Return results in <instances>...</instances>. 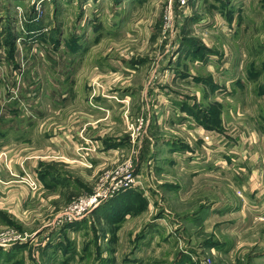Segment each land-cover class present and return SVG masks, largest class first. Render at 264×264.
Masks as SVG:
<instances>
[{
  "label": "rangeland",
  "instance_id": "374dc122",
  "mask_svg": "<svg viewBox=\"0 0 264 264\" xmlns=\"http://www.w3.org/2000/svg\"><path fill=\"white\" fill-rule=\"evenodd\" d=\"M8 1L0 0V113L28 117L39 106L37 132L65 127L81 161L39 162V173L75 179L59 191L36 189L25 174L13 184L0 164L9 264L69 255L68 264H264V0H10L15 11ZM62 68L70 78L55 75ZM174 70L206 82L176 83ZM52 81L73 88L64 107L48 102ZM164 99L176 117L165 118ZM117 140L118 158L87 167L88 153ZM12 154L36 159L35 150ZM127 176V190L75 210ZM17 207L21 217L9 213Z\"/></svg>",
  "mask_w": 264,
  "mask_h": 264
},
{
  "label": "crops",
  "instance_id": "0c3cea01",
  "mask_svg": "<svg viewBox=\"0 0 264 264\" xmlns=\"http://www.w3.org/2000/svg\"><path fill=\"white\" fill-rule=\"evenodd\" d=\"M80 2H81V0H80ZM8 3H11V6L8 7L9 10L15 11L13 8H11L12 7V1L9 0ZM15 4H17V3H15ZM59 72L60 73L56 72L55 75L60 74L61 75V76H59L60 78H70L65 73L64 68H62V71H59ZM171 73H173V71H171ZM174 73L178 74L177 75L178 80L175 79L176 83H178V81H183V79H184V81L185 80H191V79L196 81V82L199 80L204 81V78H202V77H199V78L198 77H191L190 74H188L186 76L185 74L178 73L176 70H174ZM181 78H183V79H181ZM164 79H165V77L163 78V80ZM204 82H206V81H204ZM51 83L53 84L52 90H54V92L50 89L51 91L47 93L49 95L47 98L48 102H50L52 107L53 106L64 107L68 101L67 95H70L71 97H73V94H74L72 92L73 88H71V89L69 88V85H70L69 83H63V84H58V85H56L55 81H52ZM51 83H47V87ZM159 86L164 87V83H160ZM43 88H44V90L46 89L44 87V85H43ZM164 90L167 91V89H164ZM63 92H66V94ZM165 97H167L169 100H172L167 95ZM124 99L129 100L128 97H126ZM80 102H83L82 106L84 107V102H88V96L87 97L85 96V100L80 99ZM163 102H166V104L164 105ZM126 103H128V102H126ZM97 104H100V102H98ZM6 105L9 106L10 102L6 103ZM162 105H164L163 109L165 110L164 114H165L166 119H167V112L168 111L172 112L174 117H176V115L178 114V111L175 110L174 107L168 106L167 99H164V101H162ZM98 106H101V105H98ZM102 106L104 108H106L109 105L108 106L102 105ZM38 107H35L34 113L29 114L28 117L21 115L20 112H18V110H12L11 113H0V115H5L2 117L0 116V158H1L0 164H4V166L6 168V172H4L2 175L9 178L8 174L12 173L10 175H11V177H13L12 183L14 184L16 182L15 178H20V176L22 174L23 175L25 174V176L28 178L27 182L31 186L33 185L34 187H36V189L37 188L46 189V191H49V190L50 191H54V190L59 191L60 189L63 190L62 188H64V187H70V186L74 185L73 180H75V179L73 177L70 178L68 174H64L62 172H57V171L56 172L44 171L42 173H39V172H37V166H38L39 162H46V163L55 162L56 163V162H58V160H61L64 164L68 165L69 167H72V168L77 167V165H79L80 159H79V157H77L78 154L76 153V151H74L75 146H77L76 144H74V143H76V141H75V139H72V138L70 139L67 130H65V127H63L62 129H56V128L48 129V127H47L44 130V132L38 133L36 126L38 125L37 123L40 122V119L42 117V113L41 114L37 113ZM80 107H81V104H80ZM45 110L46 109L43 107V111H45ZM82 110L86 111L87 113H90L89 111H91L89 109H84V108ZM93 115H96V113L93 112ZM22 118H24V119H22ZM168 119L171 120L172 122H174V120H175L173 117L168 118ZM74 134L77 136V133H74ZM96 135H98V133L89 136V138L93 139V141H95L94 138L96 137ZM161 139L166 140L163 138H161ZM167 141L168 140H166L164 142V144H162L161 146H164V147L167 146V144H166V143H168ZM126 142H127V139H126ZM98 144H100V141H98ZM113 144L114 145L110 144L112 146L108 145L107 147L106 146L100 147L101 151L98 154L88 153L90 156L86 159L90 160L89 161L90 163L87 161V164H90V165L87 167L88 168H94L95 166H97L99 164H106L108 162H111L115 158H118V155L122 151V148H123L122 144L123 143L121 140H117ZM27 145H29V147H26ZM34 145H39L41 148L44 149V151H36V147ZM17 147L22 151L35 150L36 155H34V157L36 159H34V160L32 159L33 163L20 162L18 160V159H20V157L12 154V150L17 148ZM31 147H35V148H31ZM42 154H48V156H43ZM4 155L6 156V158L2 161V157ZM38 159L42 160V161H38ZM82 162L84 163L83 160H82ZM18 166H20V168H18ZM83 172H85V171L83 170V171H80L79 173H83ZM86 179H87V176H81L80 177L81 182L85 181ZM11 187H12V185H11ZM57 197H59V196H55V197L50 198L48 200H51V199H54ZM28 198H29V196L25 199V202H26V200H28ZM244 200L245 199H243L242 201L244 202ZM19 204L21 206V203H19ZM242 209H244V204H242ZM17 212L18 213L16 214L14 211L9 210V213H11L15 217H21L22 213L24 211H22L21 209L18 208ZM53 233H54V231H52L50 233L51 236ZM49 239H50V237H47L44 240V242L42 243V246ZM4 251L7 252L8 250H4Z\"/></svg>",
  "mask_w": 264,
  "mask_h": 264
},
{
  "label": "built area",
  "instance_id": "2783aa9c",
  "mask_svg": "<svg viewBox=\"0 0 264 264\" xmlns=\"http://www.w3.org/2000/svg\"><path fill=\"white\" fill-rule=\"evenodd\" d=\"M187 1H189V0H180L179 3H180L181 6H184V5H186V2ZM42 2H45V0H31V3H33L32 5L35 4L36 6H39ZM130 177L127 176V177L122 178V180L118 184H115L112 187V190L109 193H106V194H104L102 196H100V195H93L89 199H85L84 198V199L80 200L78 202L79 205H78V207L75 208V210L78 211L80 214H82L83 212H85V210H87V209L89 210L92 206H93L92 209L95 208V207H97V206H99L100 203L103 200H105L107 197H110L109 196L110 194H113V193H115L117 191L120 192V191L127 190L128 188L131 187L132 184H134V183L131 182ZM131 179H132V177H131ZM78 220L79 219H71L70 218L67 223L68 224L76 223L75 221H78ZM14 244H16V243H14ZM14 244H10V245H14Z\"/></svg>",
  "mask_w": 264,
  "mask_h": 264
},
{
  "label": "trees",
  "instance_id": "16d2710c",
  "mask_svg": "<svg viewBox=\"0 0 264 264\" xmlns=\"http://www.w3.org/2000/svg\"><path fill=\"white\" fill-rule=\"evenodd\" d=\"M203 50V48H200L199 49V51L198 52H200V51H202ZM197 52V53H198ZM197 53H193V56H196L197 55ZM201 58H203V56L201 57ZM126 210H128V208L126 209ZM128 215V214H127ZM69 227H71V226H69ZM59 238V237H58ZM54 241V240H53ZM55 242V241H54ZM52 245H54L53 244V242L51 241V242H49V243H47V245L45 246L46 248H50ZM69 246V248L71 247V248H73L74 249V251H76L75 250V247H74V245L73 244H69L68 245ZM54 248H53V253H54V255L57 253V252H61V250H60V243H56V245L55 246H53ZM21 248H23V247H16V249H17V251L18 252H20L21 251ZM16 253H14L13 251H4V250H1L0 249V264H9L10 263V260L12 259V258H14V255H15ZM66 254H67V248L65 249V251H64V253H63V255L62 256H66ZM52 258H53V256H52ZM75 259V255H73V256H70L69 255V257H66V258H64L63 260H62V262H61V264H68L70 261H72V260H74ZM45 260H47L46 258H45ZM48 260H49V258H48ZM14 262V261H13ZM15 264H21V262L20 261H16L15 262Z\"/></svg>",
  "mask_w": 264,
  "mask_h": 264
}]
</instances>
